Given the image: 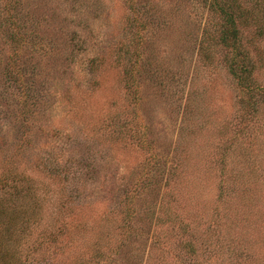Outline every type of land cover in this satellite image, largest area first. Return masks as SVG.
<instances>
[{
  "label": "rangeland",
  "instance_id": "1",
  "mask_svg": "<svg viewBox=\"0 0 264 264\" xmlns=\"http://www.w3.org/2000/svg\"><path fill=\"white\" fill-rule=\"evenodd\" d=\"M228 1L264 87V0ZM222 23L211 0H0V263L264 264V98Z\"/></svg>",
  "mask_w": 264,
  "mask_h": 264
},
{
  "label": "trees",
  "instance_id": "2",
  "mask_svg": "<svg viewBox=\"0 0 264 264\" xmlns=\"http://www.w3.org/2000/svg\"><path fill=\"white\" fill-rule=\"evenodd\" d=\"M212 9L223 19L221 31L219 32L218 42L221 45H224L230 53V65L232 70L237 74L239 81L242 85H245L246 91L245 94L249 98V103L256 101V97L261 95L264 98V87L258 85L254 79L251 62L249 61V52L242 47L240 30L238 27V17H242L241 6L235 2H229L228 0H211ZM242 23V22H241ZM210 37L207 32L204 36L201 47L203 50L202 53L206 52V38ZM208 39V38H207ZM14 44V43H13ZM15 45V44H14ZM13 46V45H12ZM13 53L11 54L12 59L15 52L18 54L19 50H16V47H13ZM229 60V59H227ZM15 63V62H13ZM26 105V104H24ZM3 189H6V186H3ZM3 203L0 201V226L3 223L4 216L6 215L5 209L2 207ZM10 252V251H9ZM8 252V253H9ZM12 253V251L10 252ZM13 253L10 255V257ZM9 257V258H10ZM8 258V259H9ZM0 264H11L9 260H1ZM18 264H32L21 260ZM38 264V263H36Z\"/></svg>",
  "mask_w": 264,
  "mask_h": 264
}]
</instances>
